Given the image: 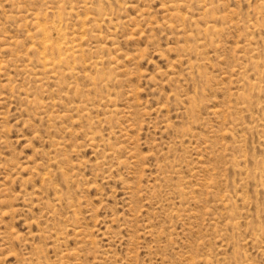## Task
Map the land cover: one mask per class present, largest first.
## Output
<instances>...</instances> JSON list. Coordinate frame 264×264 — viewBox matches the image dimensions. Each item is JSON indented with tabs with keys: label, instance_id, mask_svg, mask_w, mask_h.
I'll use <instances>...</instances> for the list:
<instances>
[{
	"label": "rangeland",
	"instance_id": "1",
	"mask_svg": "<svg viewBox=\"0 0 264 264\" xmlns=\"http://www.w3.org/2000/svg\"><path fill=\"white\" fill-rule=\"evenodd\" d=\"M0 264H264V0H0Z\"/></svg>",
	"mask_w": 264,
	"mask_h": 264
}]
</instances>
